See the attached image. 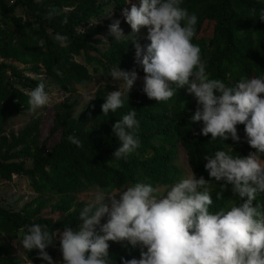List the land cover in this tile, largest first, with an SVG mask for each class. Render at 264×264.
<instances>
[{"label": "trees", "instance_id": "1", "mask_svg": "<svg viewBox=\"0 0 264 264\" xmlns=\"http://www.w3.org/2000/svg\"><path fill=\"white\" fill-rule=\"evenodd\" d=\"M133 2L138 4V0ZM126 3L127 0H0V180L26 177L34 193L15 210L0 206V238L12 241L19 230L32 223L47 224L53 232H62L65 226L75 230L81 223L78 213L84 203H75L73 195L89 187L119 190L136 181L156 187L172 185L186 176L183 170L187 175L193 171L197 177L209 179L205 155L222 149L243 157L255 151L246 142L243 125L237 126L239 142L230 137L224 142L213 141L210 134L201 135L202 122L190 120L197 105L186 87L177 89L176 96L165 103H156L142 90H131L128 103L105 116L101 105L110 85L103 84L94 90L95 99L76 117L71 105L63 101L51 107L46 124L36 117L15 132L5 131L3 124L9 116L29 110L27 93L39 83L25 76L23 70L42 75L62 92H70L88 82L93 72L110 78L109 71L116 63L124 71L142 68L135 62L134 41L116 43L109 35L108 25L113 20H120V26L127 24L122 15V9L130 7ZM182 6L198 16L192 42L201 48L210 78L232 86L242 77L264 76V21L258 18L264 10V0H183ZM53 8L59 14L45 19ZM111 9L116 10L111 18L103 15ZM253 9L257 15L250 17ZM65 17L67 24L62 23ZM57 34L66 35L68 41H58ZM135 42L142 46L149 43ZM99 44L106 47L102 49ZM132 110L139 121L140 147L127 160H116L112 156L119 141L112 134V125ZM69 135L77 137L83 147L70 143ZM179 151L186 169L176 164ZM220 190L219 184L213 182L210 211L237 202L230 190L217 199ZM256 202L264 205V195ZM108 243L114 264H121L122 258L139 259L140 252L146 251L126 240ZM46 251L53 260L60 258L62 264L59 239ZM23 255L29 264H47L36 249L30 253L23 250ZM0 264H19L9 257L1 242Z\"/></svg>", "mask_w": 264, "mask_h": 264}, {"label": "clouds", "instance_id": "2", "mask_svg": "<svg viewBox=\"0 0 264 264\" xmlns=\"http://www.w3.org/2000/svg\"><path fill=\"white\" fill-rule=\"evenodd\" d=\"M126 4L130 7L123 8L122 15L131 33L126 36L120 20L115 19L108 25L109 35L116 43L134 41L146 96L165 103L176 96L177 89L186 87L197 105L190 120L202 122L201 135L210 134L213 141L230 137L239 142L237 126L243 125L246 142L255 151L243 157L222 149L205 155L209 179L192 171L164 188L143 181L119 190L98 188L79 211L81 223L75 230L65 226L62 232H53L47 224L32 223L21 230L20 246L27 253L38 250L47 264H61L46 251L57 239L62 264H114L108 242L125 240L146 251L140 252L139 259L122 258L121 264H264V205L256 202L264 195V76L242 77L232 86L210 78L201 48L192 42L198 16L182 6L183 0H138V4L127 0ZM58 14L53 8L44 18L50 20ZM103 15L111 18L113 10ZM256 15L253 9L250 17ZM258 18L264 21V10ZM67 22L65 17L62 23ZM142 28L147 29L149 41L144 46L134 39ZM56 39L68 41L66 35L57 34ZM57 75L62 73L57 71ZM109 76L120 81L123 90L117 88L105 96L101 105L105 116L128 103L138 79L136 71H124L117 63ZM95 97L85 95L86 104ZM50 101L43 81L28 93L29 111L34 115ZM136 115L135 110L129 111L112 125V134L119 141L112 156L116 160H127L140 147ZM67 139L83 147L77 137ZM213 182L221 189L217 199L230 190L237 202L210 211ZM106 198L110 205L104 202ZM105 215L107 221L101 224Z\"/></svg>", "mask_w": 264, "mask_h": 264}, {"label": "rangeland", "instance_id": "3", "mask_svg": "<svg viewBox=\"0 0 264 264\" xmlns=\"http://www.w3.org/2000/svg\"><path fill=\"white\" fill-rule=\"evenodd\" d=\"M7 1H11V0H7ZM115 11L113 9V13H115ZM0 26L1 27L3 26L1 20H0ZM120 28L123 30L126 36L131 33V28L130 25L128 24H124L120 26ZM146 37H147V29L142 28L139 33L135 34L134 39L140 42H146L147 41ZM99 38L101 39V37ZM99 47L104 49L106 45L99 44ZM12 64L16 65L18 68H22L20 64H16L14 62ZM135 71L138 74V79L136 80L131 90H138L140 92L143 88L144 73L142 68ZM23 72L25 76L35 79L38 82L43 81L45 83L46 91L49 93L51 97V101L49 106L39 109L37 115L32 114L29 110H24L19 114H12L4 121L3 128L5 129V131L15 132L21 129L25 124H27L36 117L40 118V122L46 124L48 116L51 111V107L63 101H66L68 104L71 105L72 115L76 117L80 113V111L86 106L85 95H93L94 90L103 84L110 85V89L105 92V96L108 94V92L117 90V88L123 90V84L120 81H112L111 77L102 78L99 76L98 72L91 73V78L88 82H86L84 85L81 86H75L73 90L70 92H62L52 82L45 79L42 75H37V76L30 75L25 70H23ZM176 164L179 168L186 169L180 151L176 155ZM25 165L27 167L30 166V162L27 161ZM183 171L186 172L184 173V175L188 176L187 171L185 170ZM186 176H184L183 178H185ZM166 186H170V185L160 186V188H164ZM96 189L97 188L95 187H89L84 191L75 193L73 195L74 202L75 203L82 202L84 204L89 202V200L91 199V193ZM33 196L34 193L31 191L28 179L26 177L12 176L10 181L0 180V206L6 209L15 210L21 205V203L24 200ZM44 196H49V195H44ZM49 197H50V201L55 200V197L53 196H49ZM104 202L110 205V201H108L107 198ZM104 217L101 218V224L107 221L106 219H104ZM97 229L99 231V226H97ZM21 230L17 232L16 238L14 240L9 241L6 238L1 237L0 242L6 246L9 257L14 258L16 261H18L19 264H29L25 260L23 255V249L19 244V240L22 238L23 235V232ZM59 260L60 258H56L53 261L59 262Z\"/></svg>", "mask_w": 264, "mask_h": 264}]
</instances>
